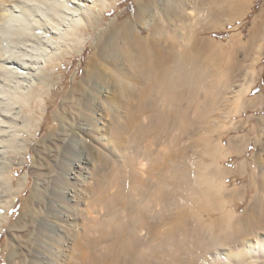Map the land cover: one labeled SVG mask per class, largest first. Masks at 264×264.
<instances>
[{
  "label": "bare ground",
  "instance_id": "1",
  "mask_svg": "<svg viewBox=\"0 0 264 264\" xmlns=\"http://www.w3.org/2000/svg\"><path fill=\"white\" fill-rule=\"evenodd\" d=\"M196 2H139L134 18L118 15L100 33L83 78L54 115L63 123L46 137L55 145L49 169L9 227L28 220L21 234L10 232L11 264H264V141L254 153L259 188L243 213L228 209L243 193L225 189L232 171L218 163L246 144L233 136L224 147L221 138L240 92L239 55L263 52L264 9L226 54L203 36L211 15ZM226 3L232 18L248 11L247 0ZM111 7L0 0V158L24 122L19 103L42 79L48 47L34 43L35 32L56 36L68 21L96 26Z\"/></svg>",
  "mask_w": 264,
  "mask_h": 264
},
{
  "label": "rangeland",
  "instance_id": "2",
  "mask_svg": "<svg viewBox=\"0 0 264 264\" xmlns=\"http://www.w3.org/2000/svg\"><path fill=\"white\" fill-rule=\"evenodd\" d=\"M143 1L147 0H111L110 11L103 13L102 21L96 26L94 24L84 26L81 20L76 22L77 25L68 21L64 31L56 36L46 37L40 31L35 32L39 35L33 38L34 43L41 48L48 47L45 55L47 59L37 75H40V79H42L31 86L29 97L19 103L24 122L16 129V137L7 144V148L0 158L3 170V177H0V194L2 198L6 194L9 195V198L6 201L3 200L0 205V214L5 215L0 217V264H11L10 247H8L10 232L21 234L24 227H27L28 220H24L20 224L21 226L17 224L16 230L14 228L9 232V227L19 219L22 205L34 190L38 174L41 171L46 172L49 169L47 166L51 164L50 152L55 148V145L46 137L59 131L63 123L62 119H57L54 116L56 111L59 110L61 102L69 91L75 88L83 78L84 70L94 54V45L100 33L106 30L118 15H121V20L129 17L134 18L139 2ZM227 1L197 0L196 2L199 9L206 13L209 11L208 13L211 15L201 24L204 29L203 36L211 37L221 43L224 47L222 52L226 54L228 49L237 45L242 32L246 35L244 41L247 40L253 22L256 19H261L260 15L264 9V0H247L248 11L246 14L232 18L223 12ZM255 51L254 49V52L246 60L241 53L239 55L243 59L242 62L245 63L241 72L245 77L240 76L242 80L239 82L238 98L232 100L231 105H228L227 123H224V127L228 130L221 138V144L226 147L230 137H242L245 139V147L243 151L225 152L218 159L222 168H230L229 170L232 171V174L226 175L224 180L222 179L225 189L243 193L240 194L242 198L235 193L237 196L234 195L233 200L228 202V209H232L236 213L244 212L255 199L259 188L258 183L253 184L252 180L253 170L256 169L254 153L258 154L264 141V44L261 55ZM218 63L225 64V60L221 59ZM102 68L107 71L104 65ZM40 90H42V94L38 96ZM84 93L82 92V94ZM68 116L70 117V114ZM25 172H28L30 177L29 182L24 184L20 178ZM15 194H18L17 197L14 196ZM14 197L16 203L7 212H4L2 205H8L14 200ZM39 200L40 196L34 194L29 208H35ZM22 226L23 228H21ZM20 250L23 248L18 249L19 253Z\"/></svg>",
  "mask_w": 264,
  "mask_h": 264
}]
</instances>
